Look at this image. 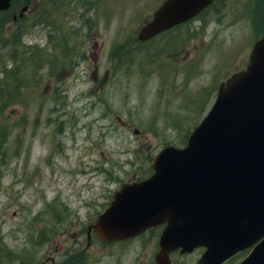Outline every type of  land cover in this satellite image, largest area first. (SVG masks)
I'll return each mask as SVG.
<instances>
[{
    "label": "rangeland",
    "instance_id": "1",
    "mask_svg": "<svg viewBox=\"0 0 264 264\" xmlns=\"http://www.w3.org/2000/svg\"><path fill=\"white\" fill-rule=\"evenodd\" d=\"M163 1L32 0L16 22L18 0L0 14V69L19 70L5 74L24 91L0 114V264H154L158 232L104 246L87 227L118 182L148 177L165 145L184 146L264 36L260 0H219L195 23L137 43Z\"/></svg>",
    "mask_w": 264,
    "mask_h": 264
},
{
    "label": "water",
    "instance_id": "2",
    "mask_svg": "<svg viewBox=\"0 0 264 264\" xmlns=\"http://www.w3.org/2000/svg\"><path fill=\"white\" fill-rule=\"evenodd\" d=\"M13 1L0 0V11ZM211 2L165 0L138 39L190 20ZM152 167L151 178L123 188L98 218L94 232L101 241L166 224L156 264H170L169 254L179 248L184 254L198 247L206 248L198 264H221L255 244L240 264H264V36L247 70L220 87L185 148L165 147Z\"/></svg>",
    "mask_w": 264,
    "mask_h": 264
},
{
    "label": "trees",
    "instance_id": "3",
    "mask_svg": "<svg viewBox=\"0 0 264 264\" xmlns=\"http://www.w3.org/2000/svg\"><path fill=\"white\" fill-rule=\"evenodd\" d=\"M22 41L21 38H16L10 45L13 47V49H17L19 47V45H21ZM24 45V44H23ZM26 47V49H29L30 46H24V48ZM15 57H13L11 59V63L10 66L14 65L15 62ZM19 63H16V67L15 69H17ZM3 70V71H2ZM13 72H18L19 70H13V69H7L6 65H3L2 69H0V75L2 77V79L0 80V114L3 115V113L7 110H11L13 106H18L17 103V98L18 95H23L24 96V91H21V89L23 88V83L21 81H19V78H17V76L15 75L13 77V79L11 81H8V78H6V74H11ZM11 82V83H10ZM21 101H24L23 98H21ZM4 127H7L5 122L0 121V147L2 145V141L1 139L4 137V131H3V125ZM1 253H5V251L3 249L0 250Z\"/></svg>",
    "mask_w": 264,
    "mask_h": 264
},
{
    "label": "flooded vegetation",
    "instance_id": "4",
    "mask_svg": "<svg viewBox=\"0 0 264 264\" xmlns=\"http://www.w3.org/2000/svg\"><path fill=\"white\" fill-rule=\"evenodd\" d=\"M23 1H26V0H23ZM35 1H36L35 3H37V5H39V3H40L41 0H35ZM31 2H32V0L29 1V2H27V3L29 4V6H30V3H31ZM218 2H219V0H214L213 3H218ZM260 2H261V1H260ZM21 3H22V0H21V2L19 3V7H20ZM261 3H262V2H261ZM24 5H25V3L23 4V6H24ZM23 6H22V7H23ZM204 13H205V12H204ZM204 13H203V14H204ZM203 14H201L200 17H202ZM140 180H141V179H140L138 176H134V175H133V177H129V178H127V179L124 180V181L118 182L119 185H117V187H116L115 189H113L112 197L110 198V201H109L108 204L106 205V208L108 207L109 203L112 201L114 192H116L117 190H119V189L121 188L122 185H124V184H132V183H135V182H139ZM106 208H105V209H106ZM91 226H92V224L89 225V227H88L87 230H90ZM126 242H128V241H126ZM116 244H118V243H116ZM242 254H244V253H242ZM240 256H241V255L239 254V255L235 256V258H236V257H240Z\"/></svg>",
    "mask_w": 264,
    "mask_h": 264
}]
</instances>
